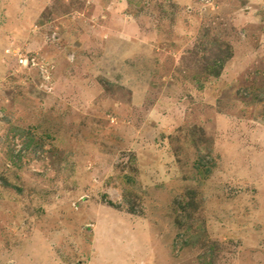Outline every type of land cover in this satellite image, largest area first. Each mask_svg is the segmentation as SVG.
I'll use <instances>...</instances> for the list:
<instances>
[{
  "label": "rangeland",
  "instance_id": "obj_1",
  "mask_svg": "<svg viewBox=\"0 0 264 264\" xmlns=\"http://www.w3.org/2000/svg\"><path fill=\"white\" fill-rule=\"evenodd\" d=\"M0 264H264V0H0Z\"/></svg>",
  "mask_w": 264,
  "mask_h": 264
},
{
  "label": "built area",
  "instance_id": "obj_2",
  "mask_svg": "<svg viewBox=\"0 0 264 264\" xmlns=\"http://www.w3.org/2000/svg\"><path fill=\"white\" fill-rule=\"evenodd\" d=\"M21 62H23V61L21 60Z\"/></svg>",
  "mask_w": 264,
  "mask_h": 264
}]
</instances>
